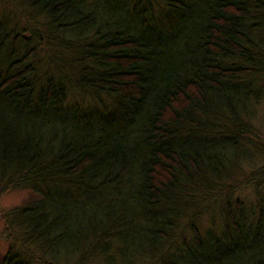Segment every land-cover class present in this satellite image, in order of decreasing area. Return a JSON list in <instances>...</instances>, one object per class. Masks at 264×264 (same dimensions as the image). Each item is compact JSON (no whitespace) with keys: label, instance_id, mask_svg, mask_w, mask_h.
Returning a JSON list of instances; mask_svg holds the SVG:
<instances>
[{"label":"trees","instance_id":"obj_1","mask_svg":"<svg viewBox=\"0 0 264 264\" xmlns=\"http://www.w3.org/2000/svg\"><path fill=\"white\" fill-rule=\"evenodd\" d=\"M20 1L72 56L38 71L29 46L0 74V188L36 194L0 264L112 262L120 239L156 264H264V209L225 199L264 181V0ZM21 35L0 21V64Z\"/></svg>","mask_w":264,"mask_h":264},{"label":"rangeland","instance_id":"obj_2","mask_svg":"<svg viewBox=\"0 0 264 264\" xmlns=\"http://www.w3.org/2000/svg\"><path fill=\"white\" fill-rule=\"evenodd\" d=\"M24 6L25 5L20 0H0V21L5 22L7 31H10L12 34L17 32L22 34V37L17 39L16 44H14L13 40L7 42L0 64V74L2 76L8 74V71L16 72L27 62H22L19 59L21 55L28 50L29 46H34L35 53L30 60L31 63L37 67L36 69L38 71H40L38 68L39 66H43V64L48 62V58H50V56H48L49 54L60 56L59 51H62L63 54L65 53V58L67 60L71 59L72 56V54L70 55L69 53L71 49L65 46L59 48L61 37L58 35L59 39H56L53 36V31L51 29L48 31L47 27H45V17L36 15L33 10H29L28 7ZM10 61H14V64L11 66L8 65ZM52 66V64L46 65L50 72L54 71ZM68 74L72 75L71 73ZM107 103L111 106V101L109 102L107 100ZM256 113L253 124L255 128H257L256 132L259 133L264 142V96L257 107ZM258 163H260V161L257 158L256 162H254L255 166ZM261 178L262 177L258 176L255 181L251 180V184L248 183L246 185V183H242L241 187H236L229 196L227 195L225 197L226 200L229 197L233 209L235 208L234 205L236 200L241 202L242 207L248 214L250 213L254 216L257 215L260 206L264 209V181H261L260 184H256V182H260L259 179ZM35 195L36 194H34L32 190L25 187L24 189L10 187L0 188V254H5L10 246H12L13 251L20 250V245L18 242H15L12 237V231L16 233L17 225L12 216L10 217L9 213L13 211L15 207L25 205V203L34 198ZM216 204L213 211H210V208V213L202 216L201 220L198 222L199 231L204 234L210 232L211 238L220 236L226 224L225 211H223L225 202L218 199ZM249 208L251 210H249ZM186 231L187 239H189L192 234L188 229H186ZM118 241L122 246L114 247L112 245V262H108L106 258L102 257L98 258L99 261H93L90 264H128L130 256L133 258L137 257L134 264H156L151 261L149 257L145 256L144 258L141 256L140 258V256H137V252L135 251L136 248L130 255V245L126 243V246H124V242H122L121 239ZM121 252H124L123 256L120 255ZM23 255L27 256L25 253H23ZM31 264L36 263L31 261Z\"/></svg>","mask_w":264,"mask_h":264}]
</instances>
